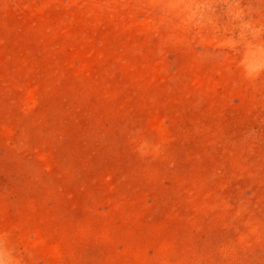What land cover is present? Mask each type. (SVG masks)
<instances>
[{
    "label": "rangeland",
    "instance_id": "obj_1",
    "mask_svg": "<svg viewBox=\"0 0 264 264\" xmlns=\"http://www.w3.org/2000/svg\"><path fill=\"white\" fill-rule=\"evenodd\" d=\"M0 264H264V0H0Z\"/></svg>",
    "mask_w": 264,
    "mask_h": 264
}]
</instances>
